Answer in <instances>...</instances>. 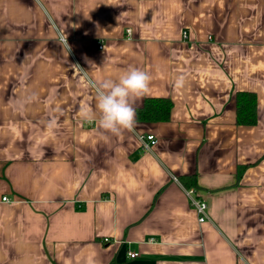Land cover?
<instances>
[{"label": "crops", "instance_id": "crops-1", "mask_svg": "<svg viewBox=\"0 0 264 264\" xmlns=\"http://www.w3.org/2000/svg\"><path fill=\"white\" fill-rule=\"evenodd\" d=\"M132 67L170 120L83 119ZM0 264H264V0H0Z\"/></svg>", "mask_w": 264, "mask_h": 264}, {"label": "clouds", "instance_id": "clouds-1", "mask_svg": "<svg viewBox=\"0 0 264 264\" xmlns=\"http://www.w3.org/2000/svg\"><path fill=\"white\" fill-rule=\"evenodd\" d=\"M151 75L139 68L132 67L118 78L102 81H89L95 108L82 106L80 115L83 119L95 122L104 132L119 136L124 130H131L136 124V110L132 100L150 94ZM55 121H49L47 128L52 130Z\"/></svg>", "mask_w": 264, "mask_h": 264}, {"label": "trees", "instance_id": "trees-1", "mask_svg": "<svg viewBox=\"0 0 264 264\" xmlns=\"http://www.w3.org/2000/svg\"><path fill=\"white\" fill-rule=\"evenodd\" d=\"M173 102L169 98L149 97L136 110L138 122H166L170 120ZM236 122L240 125H254L257 122V96L254 92L238 91L235 94ZM188 186H195L194 176L182 179Z\"/></svg>", "mask_w": 264, "mask_h": 264}, {"label": "built area", "instance_id": "built-area-1", "mask_svg": "<svg viewBox=\"0 0 264 264\" xmlns=\"http://www.w3.org/2000/svg\"><path fill=\"white\" fill-rule=\"evenodd\" d=\"M184 35H186V33H184ZM100 48H102V45H100ZM140 141H141V146L144 149H149L152 145H155L157 143V139L152 134L141 135ZM186 192H187V195L190 197L192 204L196 209V212L198 213L199 221L200 222L206 221L207 209H208L207 203L203 201L202 199H199L198 197L195 196V190L193 188L187 189ZM105 241L108 242L109 240L106 238ZM138 256L139 254L137 252L129 253L130 258H136Z\"/></svg>", "mask_w": 264, "mask_h": 264}]
</instances>
